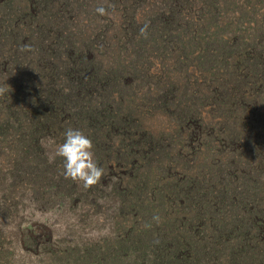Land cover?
Masks as SVG:
<instances>
[{
    "label": "rangeland",
    "instance_id": "obj_1",
    "mask_svg": "<svg viewBox=\"0 0 264 264\" xmlns=\"http://www.w3.org/2000/svg\"><path fill=\"white\" fill-rule=\"evenodd\" d=\"M250 230L264 264V0H0V264H239Z\"/></svg>",
    "mask_w": 264,
    "mask_h": 264
},
{
    "label": "clouds",
    "instance_id": "obj_2",
    "mask_svg": "<svg viewBox=\"0 0 264 264\" xmlns=\"http://www.w3.org/2000/svg\"><path fill=\"white\" fill-rule=\"evenodd\" d=\"M97 14L104 16L107 14L105 7L96 8ZM141 35H145L146 28L141 29ZM21 51L32 52L30 45H22ZM63 143L57 144L52 137L41 140V145L50 149L48 152L49 162L56 158H62L64 162V176L66 179L82 182L84 188L96 185L100 182L105 170L100 167L94 156V146L91 139L81 130L68 128L64 132ZM156 223L160 222L158 215L153 216ZM151 225H148L150 227Z\"/></svg>",
    "mask_w": 264,
    "mask_h": 264
},
{
    "label": "trees",
    "instance_id": "obj_3",
    "mask_svg": "<svg viewBox=\"0 0 264 264\" xmlns=\"http://www.w3.org/2000/svg\"><path fill=\"white\" fill-rule=\"evenodd\" d=\"M252 232H253L252 230L248 231V235L253 240V243L247 247L237 248L238 251L233 252V255H235V254H238L240 256L244 255V258L242 257L243 260H239V264H248L250 262V260H252V262L250 264H253V261L255 258L259 259L258 255L261 252L262 241L260 239H257V237ZM188 248L190 249V253H191L190 256L192 259L190 264H204V262L206 264H209V261L214 259L215 257H218V258H225L226 257L221 251H215L213 254H210L208 257L206 255L205 256L202 255V258H200L201 255H199L198 250H195L196 247L193 250L191 248V246L188 245ZM236 259L237 258L230 259V260H228V262L230 264H235ZM258 264H263V263L258 262Z\"/></svg>",
    "mask_w": 264,
    "mask_h": 264
}]
</instances>
